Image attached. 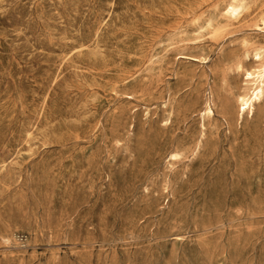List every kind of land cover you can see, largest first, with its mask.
<instances>
[{"label": "rangeland", "instance_id": "374dc122", "mask_svg": "<svg viewBox=\"0 0 264 264\" xmlns=\"http://www.w3.org/2000/svg\"><path fill=\"white\" fill-rule=\"evenodd\" d=\"M228 1L0 0V264H264V104L201 117L264 46Z\"/></svg>", "mask_w": 264, "mask_h": 264}, {"label": "bare ground", "instance_id": "6f19581e", "mask_svg": "<svg viewBox=\"0 0 264 264\" xmlns=\"http://www.w3.org/2000/svg\"><path fill=\"white\" fill-rule=\"evenodd\" d=\"M247 5L248 3L246 0H229L223 7V15L229 19H237L243 14ZM259 21L261 25H264V17L260 18ZM211 24L212 20H210L208 25ZM255 26L258 25L256 24ZM179 53L182 54L184 58L188 57L194 61H206V58L208 57L207 54L203 53L201 55L193 56L181 52ZM249 55L254 62H257L256 65H243L239 60L241 57L237 56L236 61L230 66L226 68H223L222 66L214 71V86L208 89V95L205 97L204 106L201 109V117L203 121L204 118L212 117L214 114L213 97H216L219 100L221 115L230 119L237 117L242 120L244 113L249 114L252 117L255 114V107L264 104V46H252L249 52H244L243 56L246 57ZM231 71L241 77L238 86H230L227 82L226 75ZM128 96L129 98L133 97L129 94ZM229 100L233 102L230 110ZM145 109L146 114H148L149 108L145 107ZM202 126H204L203 123ZM179 156L178 152H171L169 154V157L172 160L179 158ZM164 188H167V186ZM4 240L8 241V237H4Z\"/></svg>", "mask_w": 264, "mask_h": 264}]
</instances>
